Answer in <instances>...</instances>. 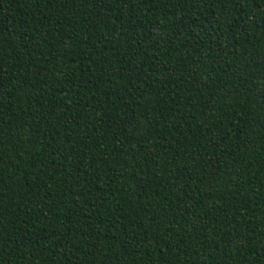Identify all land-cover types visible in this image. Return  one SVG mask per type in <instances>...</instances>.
Here are the masks:
<instances>
[{"label": "trees", "instance_id": "1", "mask_svg": "<svg viewBox=\"0 0 264 264\" xmlns=\"http://www.w3.org/2000/svg\"><path fill=\"white\" fill-rule=\"evenodd\" d=\"M0 264H264V0H0Z\"/></svg>", "mask_w": 264, "mask_h": 264}]
</instances>
